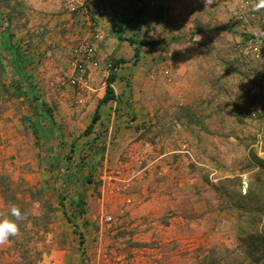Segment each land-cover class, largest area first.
I'll use <instances>...</instances> for the list:
<instances>
[{
    "label": "rangeland",
    "instance_id": "obj_1",
    "mask_svg": "<svg viewBox=\"0 0 264 264\" xmlns=\"http://www.w3.org/2000/svg\"><path fill=\"white\" fill-rule=\"evenodd\" d=\"M51 1L57 9L35 10L40 21L52 23L43 45L19 43L56 131L43 127L34 135L21 122L30 107L0 96V192L8 187L7 194L27 203L20 206L32 216L0 244V264H263L249 255L262 256V227L242 230L237 215L255 168L250 152L264 159V8L253 11L258 0H212L206 6L202 0H170L160 24L152 15L167 3L148 0L144 22L123 33L135 39L133 46L118 41L113 26L131 14V0H90L73 12L65 10L66 0ZM9 2H18L22 13L29 5ZM66 17L67 24L59 25ZM23 18L13 22L16 40ZM101 37L113 50L105 56L96 51ZM141 39L159 43L141 47L135 61L133 47ZM84 40L98 65L90 67L85 84L70 86L64 73ZM118 55L127 62L115 69L117 97L98 108L104 121L99 118L83 135ZM158 147L176 151L164 162L182 157L179 164L171 160L172 184L159 213L168 224L162 227L149 215L129 217L140 201L133 183L155 170L159 181L170 175L157 168L163 164L155 166ZM236 177L240 186L230 182ZM8 204L0 193V216ZM66 216L84 235L82 250ZM148 224L157 236L148 242L140 233L135 240L121 233Z\"/></svg>",
    "mask_w": 264,
    "mask_h": 264
},
{
    "label": "trees",
    "instance_id": "obj_2",
    "mask_svg": "<svg viewBox=\"0 0 264 264\" xmlns=\"http://www.w3.org/2000/svg\"><path fill=\"white\" fill-rule=\"evenodd\" d=\"M131 3V14L115 22L114 33L118 41H126L130 46H133L136 43L135 39L132 37L126 38L123 35L124 30L129 24H141L144 22L149 5L142 0H131ZM18 4V2L11 4L9 0H0V96L5 100L20 99L30 107V113L22 116L21 122L25 126L30 127L34 135L40 136L39 134L44 131L48 134H53L56 131V126L50 109L37 93L31 77L27 74L25 53L19 41L15 39V30L18 27L13 22L15 18L17 19L18 16H22V11H19L17 8ZM3 8H6V11H2ZM167 9L168 6L166 4L157 5L156 11L152 15L156 24L161 22ZM243 36L252 39L250 35L244 34ZM262 42L264 43V40ZM157 43H159V40L141 39L138 45L133 47V60L136 61L138 59L141 47ZM126 62V60L121 58H114L112 60L109 66V74L105 80L103 96L98 100L91 121L83 131V135H88L92 132L94 124L100 117L98 108L103 104L115 100L117 97L112 87L113 82L117 78L115 69ZM43 127L46 129L44 130ZM250 156L255 168L248 181L246 192L239 201L237 208L238 221L240 222L243 219L242 230L257 228L260 225L264 231V159L257 157L253 151L250 152ZM230 182L237 186L241 185L240 177L232 178ZM8 192V187L3 188L0 192L5 202H9L6 207L7 210L2 213V216L9 215V206L15 204L20 208L22 213L26 214L25 218L18 222L19 227L22 228L26 220L32 217L30 213H26L20 206V204L26 205L27 203H21V200L15 198L13 194L10 196L7 194ZM59 204L63 207L62 200L59 201ZM63 213L66 215L64 211ZM66 220L73 225L72 231L77 236L79 248L82 250V245L85 242L83 233L78 230L70 217L66 216ZM262 242V256L257 259L252 252L249 255L254 262L263 260L264 264V240ZM24 258L23 255L21 260ZM210 264H213V261H210Z\"/></svg>",
    "mask_w": 264,
    "mask_h": 264
},
{
    "label": "crops",
    "instance_id": "obj_3",
    "mask_svg": "<svg viewBox=\"0 0 264 264\" xmlns=\"http://www.w3.org/2000/svg\"><path fill=\"white\" fill-rule=\"evenodd\" d=\"M23 1L25 2V4L28 3L29 5L27 4L28 5L27 10H25L26 9L25 8L24 9L25 11L21 14L24 17L23 18L24 19V23L21 25V28H20L21 29V35L18 37V41H22V42L26 43L29 46V48L31 46H34L36 48L37 44H38V46L43 45V34L47 33L46 30H47V28H49V26L52 23H47L46 20L40 21L39 17L35 16L36 15V11L35 10H37V8H39L41 10L43 9V11H49V10L52 11L53 9H57L58 6L54 7L56 5H54L55 4V3H53L54 1H51V0H43V1L42 0H26L27 3H26L25 0H23ZM142 1L144 3H146V4H148V0H142ZM163 1H162V3H164ZM38 2H43V7H42V5L36 7L37 6L36 4ZM165 2L167 3L168 7L172 6V2L170 0H165ZM109 4L112 6V3H109ZM131 5H132V3H131ZM50 8H53V9H50ZM131 9H132V6H131ZM116 10H117L116 5L111 8L112 14L110 15L111 16L110 20H112V19L114 20V15L113 14H114V12ZM63 14H64L63 17L66 16L65 13H63ZM121 15L122 14H118V16H117L115 14V16H117V17H120ZM164 16L166 17V13L164 14ZM43 17H44V15H43ZM67 19L68 18L66 17L64 19L59 20L58 24L59 25L67 24V22H68ZM117 21L118 20L115 19V22H117ZM158 24H160V23H158ZM77 30H79V28H77ZM60 33H63V31H61ZM52 47L53 46H51V48ZM38 49L40 50V47ZM96 51L99 54H102L101 56H105L106 54H110V52H113V50L110 51V43L106 42L104 40V38H102V37L100 38V40L96 44ZM104 51H106V52L104 53ZM115 58H121L122 59V57L120 55L116 56ZM117 78H118V75H117ZM117 78L115 79L114 82H116V80H118ZM115 95L117 96L116 93H115ZM100 116L101 117H99L100 118L99 121H102V120L104 121L105 118H103L102 115H100ZM129 141L130 140L128 139L125 142V145H128ZM122 146H124V145H122ZM158 149H159V153H157V156H155L157 158H154V161H156L155 166L158 165V164H161V165L163 164L161 167L158 166L157 168L159 170H161L163 174L167 170H168V172L171 171L170 175H168L166 173L168 175V176H166L164 174L166 177H163V179H161V181H159L158 175L155 173V171H156L155 170V171H152L150 173H143L142 180L133 183L132 188H133V191H134L135 200H140V201H138L137 207H135L134 210H131V212L129 214V217L132 218V216H133V219H135V218L138 219L137 217H139L140 215H149L151 220H155V222H156L155 226L156 227H162L161 226L162 224L163 225L165 223H166L165 225L168 224L166 222L167 220H166L165 216L164 217H159L160 216L159 213L161 211V208H163V206H164V203H163L164 201L163 200L165 199L164 196H166V195H164V192H167V193L169 192V191L166 190V188L171 186V184H172V181H171L172 176H173L172 170H174L175 164H179V161H180V159L182 157L180 158L177 155L170 156V157L167 158L168 160L164 162L163 161L164 159L161 160L162 158H164L165 156H169L167 154H172V153H174L176 151L173 150L172 148L169 149V150H166L165 148L164 149H160V147H158ZM171 160L172 161L175 160V164L173 163V165H172ZM167 163H169L170 165L167 164ZM113 207L117 209L118 207H120V203L119 202H115L113 204ZM161 222H162V224H161ZM131 228H132V230L130 229L129 231H122L121 233L128 234L129 238L132 237V240H135L136 236L140 233L141 235H143L142 237L145 240V242H148L151 238H153V239L155 238L156 239V237H157L156 235L154 236L155 231L152 232V230L154 228L151 229V225H149V224L147 226H144V227H142V225H135L134 228L133 227H131ZM127 240H128V238H127ZM142 245H145V244H142ZM128 246H130V245H128ZM138 246H140V244H133L132 245L133 248L138 247ZM129 249L130 248L127 247V250H129Z\"/></svg>",
    "mask_w": 264,
    "mask_h": 264
},
{
    "label": "built area",
    "instance_id": "obj_4",
    "mask_svg": "<svg viewBox=\"0 0 264 264\" xmlns=\"http://www.w3.org/2000/svg\"><path fill=\"white\" fill-rule=\"evenodd\" d=\"M90 0H66L64 8L67 12H73L78 9H86ZM74 62L71 71L64 73L66 83L70 86H80L85 84L90 67H96L98 61L95 58V49L90 41L84 40L79 43L72 52ZM104 221L108 223L111 220L109 215H103Z\"/></svg>",
    "mask_w": 264,
    "mask_h": 264
},
{
    "label": "clouds",
    "instance_id": "obj_5",
    "mask_svg": "<svg viewBox=\"0 0 264 264\" xmlns=\"http://www.w3.org/2000/svg\"><path fill=\"white\" fill-rule=\"evenodd\" d=\"M202 3L211 5L212 0H202ZM264 8V0H258L253 11ZM26 214L22 213L20 208L15 204L9 206V215L0 216V244L9 242L11 237L18 234L19 221L25 218Z\"/></svg>",
    "mask_w": 264,
    "mask_h": 264
}]
</instances>
